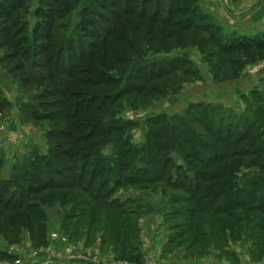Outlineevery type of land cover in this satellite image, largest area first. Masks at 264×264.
<instances>
[{"label":"rangeland","instance_id":"obj_1","mask_svg":"<svg viewBox=\"0 0 264 264\" xmlns=\"http://www.w3.org/2000/svg\"><path fill=\"white\" fill-rule=\"evenodd\" d=\"M70 1L73 11L66 18L55 19L52 37L47 42L50 48L54 46V53H59L53 64L55 68L43 62V55L36 58L37 67L30 64V59L21 60L19 57L0 62V185H7L5 190L9 193H16L19 189L13 186L20 173L15 169L21 164V169L26 166L27 161L35 158L34 153L43 154L47 145L57 153L64 154L70 149L79 155L76 147L80 144L44 140L43 133L48 130L53 134L67 130L74 137L83 136L86 131L81 130L83 114L64 122L67 127L62 123L59 117L63 110L57 108V100L60 99L58 93L67 95L62 96L67 103L87 98L94 93V89L83 91L82 85L94 78L95 81L103 79L104 72L118 81L131 63L139 59L140 62L131 71L141 67L145 69V77L158 69L166 71L174 67L198 73L193 63L195 60L203 73H216L218 79H225L231 76L230 64L242 62L241 54L221 53L204 33L181 32L179 28L160 24L150 26L148 22L139 20L143 9H146L148 16L155 10L160 11V17L165 16L171 0H134L133 3L128 0L126 4L114 6V12L100 11L101 31L89 39L80 38L74 29L78 12L82 6H86L87 0ZM190 1L185 7L192 9V16L195 14L204 24L208 21L219 27L201 14L199 3L205 0ZM34 2L32 0L29 7H33ZM123 10L129 14H124ZM106 29L109 33L105 49L98 42ZM221 37V41L232 38L227 35ZM77 41H81L82 49ZM10 53V50L0 49V58ZM208 68L210 71H207ZM67 74L72 78L66 80ZM197 82L196 77L172 72L146 83V89H151L149 94L143 91L121 96L116 105L126 106L121 111L123 119L139 123L145 122V118L152 114L182 118L188 111L187 114L193 117L196 116V109L189 111L190 106L182 104L177 97L182 96L187 102L186 95ZM68 83L73 85L68 87ZM111 87L116 88L118 84ZM71 95L75 97H69ZM24 105L37 106L42 116L28 119L26 114L29 109L23 108ZM111 111L119 113L115 105ZM204 111L205 108L201 110ZM218 113L226 118V111L219 109ZM70 124H74V128ZM192 125L199 144L191 152L180 148L184 160L172 155L181 171L172 169L171 179L165 178L169 179V183L176 182L185 187L201 184L200 189H203L212 182L205 178L200 183L201 175L207 177L216 173L227 175L243 172L251 173L249 177H252L255 169H264V155L225 159L218 164L211 163L208 169H204L202 165L207 161L203 159L210 155L205 147L213 151L220 149L223 143L201 130L199 124ZM149 128L144 124L140 129L132 128L127 133L114 134L113 138L129 134L128 141L137 147L148 138ZM259 128L260 125L255 131ZM201 145L205 146L204 150L200 148ZM102 153L109 154L108 148L105 147ZM233 188L237 192L238 187ZM233 188L229 185L219 186L217 192L212 194L218 203L212 206L209 213L203 214L198 210L205 208L212 198L199 204L185 201L183 197L186 195L181 190H171L157 181L117 188L106 200H112L115 207H122L118 210L108 209L102 202L90 200L78 188L48 189L37 196L31 195L24 202L38 212L35 219H44L42 227L37 226V222L27 227L26 221L33 219L29 216L33 210L0 212V264H264V212L257 211L264 209V184L255 200L251 193L253 185L242 183L241 194L237 192L238 199L227 197ZM4 194L3 199H6L8 193ZM238 200L241 204L236 203ZM228 203L231 204L229 209L226 208ZM220 205L223 206L221 212L213 215V210ZM246 207L252 209L248 211Z\"/></svg>","mask_w":264,"mask_h":264},{"label":"trees","instance_id":"obj_2","mask_svg":"<svg viewBox=\"0 0 264 264\" xmlns=\"http://www.w3.org/2000/svg\"><path fill=\"white\" fill-rule=\"evenodd\" d=\"M34 1V6L29 7L32 0H0V49L11 51L3 59L0 58V62H8V59L19 57L21 60L30 59V64L37 67L38 62L36 58H40L43 55V58H45L43 62H46L48 65L50 64L51 68H55L53 64L57 61L59 53L57 51L54 53V46L50 48L47 42L52 37L55 19L66 18L73 11L72 1ZM129 1L130 3L134 2V0ZM129 1L87 0L86 6H82L78 12L76 25L74 26L75 32L80 38L86 37L89 39L96 37L95 33L101 31L99 18L102 16L100 15V11L114 12V6L122 3L126 4ZM169 2L165 16L160 17L159 10H155L148 16L146 9H143L141 15H139V20L148 22L150 26L160 24L164 27H176L181 32L199 31L206 34L208 40L221 53L226 55L241 54V63L233 62L230 64L232 65L231 76L234 75V68L236 69L237 67L238 69L244 63H253L259 59L260 55L264 54V30L251 36H230L232 38L229 40L226 41L223 38V41H221L222 32L219 27L214 26L206 20L204 24L195 14L192 16V9L185 7L186 4L191 2L190 0H171ZM123 12L126 15L129 14L124 10ZM173 16L175 17L174 19ZM181 17L184 19H181ZM108 33L109 30H104V35L100 38V42H98L101 48L106 49L108 45L106 37ZM77 42L79 48L82 49L81 41ZM138 62H140V59L131 63L126 73L118 77V81H114L113 76H109L107 72H104L105 76L103 79L95 81L94 78V80L82 85L83 91L94 89V93L87 98L77 99L74 103H67L62 100V96L67 95L58 93L60 99L57 100V108L59 107L63 110L62 116L59 117L63 121L62 123L65 124L64 122L67 120L74 119L83 114L81 130L86 131L83 136L74 137L67 133L66 129L65 132L59 130L56 134L48 130L43 133L44 140L48 142L49 140H62V142L70 141L72 145L80 144L76 147L79 155L72 153L70 149L66 152L63 151L64 154L57 153L53 147L47 145L43 154L38 155L34 153L35 158L27 161V165L24 166L25 168L22 167L21 169L23 164L18 169H15L13 166V169L20 170L19 175L13 181V186L19 189L16 193H9L5 190L7 185L5 187L3 184L0 185V212L33 210L29 214L33 219L26 221L27 227L32 226L33 222H37V226L42 227L44 226V219L42 218L41 221L38 218L35 219L38 216V212L32 206L24 204L31 195L37 196L48 189L78 188L90 200L102 202L108 209L118 210L122 207H115L112 200H106L117 188L123 185L136 187L139 184H150L155 181L168 186L171 190H181L187 196L183 197L185 201L191 200V202L199 204L202 200L212 198L205 208L198 210L202 214L209 213L212 206L218 203L212 194L217 192L221 185H224V187L229 185L232 188L237 186V192L241 194V184L247 182L254 187L251 193L255 200V196L263 190L264 169H255L256 172H252V177H249L251 173L245 174L243 172L227 175H218L216 173L210 174L207 177L201 175L199 176L201 178L200 183L205 178L207 179L206 181L212 182L203 189H200L201 184L194 187H185V185L176 182L169 183V179H171L172 169L176 172L181 171L180 166L175 165L172 155L175 154L181 158L184 154L182 155L180 148H185L191 152L199 144L197 142L198 136L195 135L192 124H199L201 130L214 137L215 141L223 143L220 149L213 151L201 145V149L204 150L205 147L207 152H210V155H207L203 159L207 161H204L205 164L203 163L202 165L204 169H208L211 163L218 164L225 159L236 157L257 158L263 156L264 123L262 120L264 118V88H262V91L258 89L252 90L247 96L241 98L245 104L243 114L237 115L226 111L227 115L224 118V114H219V109L214 106L195 104L192 106L188 105L190 106L188 107L189 111L190 109H196V116L193 117L187 114V111L182 116L183 119L177 116L166 118L163 114H152L150 117H146L143 123L142 121L140 123L134 122L130 119H123L122 112L123 108L124 110L126 109V106L116 105L121 96H128L130 93L139 94L143 91L149 94L151 89H146V83L172 72H179L182 75L196 77L199 81L201 80L199 68L195 60L193 63L196 65L198 73L184 69L181 71L177 67H174L166 71L158 69V71L149 73L146 77L144 73L145 69L141 67L137 68L136 71H131L132 67L134 69V66ZM212 76L217 77V74L214 73ZM70 78H72V75L67 74L66 80ZM136 80H139L140 83ZM114 84H118V87L112 88L111 86ZM72 85V83H68V87ZM69 97L75 96L71 95ZM113 105L119 109V113L111 111ZM23 108L29 109V113L26 114L28 119L34 120L41 115L38 107L35 105H24ZM204 108L206 111L209 110V112H201ZM213 114H215V117ZM144 124L150 127L148 130L149 136L137 147L128 141L130 138L129 134L113 138L114 134L127 133L132 128L140 129ZM70 125L72 126L71 128L75 126L74 124ZM259 125L260 128L255 131ZM206 146L208 147V145ZM105 147L108 148L109 154L102 153ZM62 157H65V159H62ZM181 159L184 160L183 158ZM261 170L263 171L259 172ZM24 171H30V173H24ZM184 173L182 172V174ZM17 182H20L19 185L16 184ZM5 192L8 195L6 199H3ZM237 192L233 188L227 197H237ZM223 195L226 194H222L221 196ZM218 196L220 197V193ZM251 198L253 197L251 196ZM248 201L249 203L251 202V200ZM236 203L241 204V201L238 200ZM226 206L227 209L231 208L230 203ZM243 207L245 206L243 205ZM222 209L223 206L220 205L213 210L212 214H217ZM245 209L250 211L252 208L246 207ZM257 211L263 213L264 209ZM130 253L132 254L133 251H130Z\"/></svg>","mask_w":264,"mask_h":264},{"label":"crops","instance_id":"obj_3","mask_svg":"<svg viewBox=\"0 0 264 264\" xmlns=\"http://www.w3.org/2000/svg\"><path fill=\"white\" fill-rule=\"evenodd\" d=\"M199 9L219 26L223 36H250L264 29V0H205L199 3ZM255 62L234 68V75L225 79L199 69L201 80L190 87L187 102L182 96L177 98L182 104H205L243 114L245 104L241 98L264 88V56Z\"/></svg>","mask_w":264,"mask_h":264}]
</instances>
